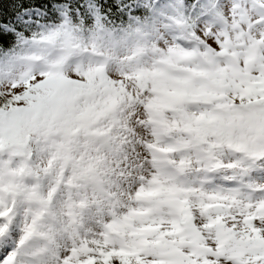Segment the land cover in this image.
<instances>
[{
    "label": "snow or ice",
    "instance_id": "snow-or-ice-1",
    "mask_svg": "<svg viewBox=\"0 0 264 264\" xmlns=\"http://www.w3.org/2000/svg\"><path fill=\"white\" fill-rule=\"evenodd\" d=\"M0 264H264V0H0Z\"/></svg>",
    "mask_w": 264,
    "mask_h": 264
}]
</instances>
